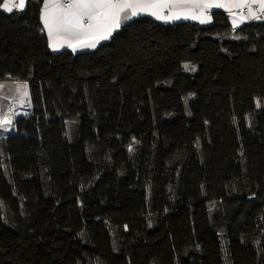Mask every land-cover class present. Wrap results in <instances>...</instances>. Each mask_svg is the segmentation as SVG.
<instances>
[{
    "label": "trees",
    "instance_id": "16d2710c",
    "mask_svg": "<svg viewBox=\"0 0 264 264\" xmlns=\"http://www.w3.org/2000/svg\"><path fill=\"white\" fill-rule=\"evenodd\" d=\"M212 15L72 54L37 0L0 10V84L32 96L0 130V264H264V21Z\"/></svg>",
    "mask_w": 264,
    "mask_h": 264
},
{
    "label": "snow or ice",
    "instance_id": "6c2138e0",
    "mask_svg": "<svg viewBox=\"0 0 264 264\" xmlns=\"http://www.w3.org/2000/svg\"><path fill=\"white\" fill-rule=\"evenodd\" d=\"M28 3L29 0H2L0 10L9 14L21 13L28 7ZM37 7L41 25L39 31L46 34L47 47L53 52L70 49L72 54L96 49L102 41L113 39L114 33L127 27V22L141 15H148L165 23L185 19L206 25L213 21V9H223L233 30L246 23L264 21V0H37ZM232 38L241 39L239 35ZM185 68L196 70L194 65H185ZM8 75L10 78V74ZM4 87L0 84V92L4 91ZM8 92L11 94L2 99L10 100L11 103L6 109L0 103V129L4 131H11L16 127L15 118L19 114L16 108L32 107L28 80L17 79ZM261 106L257 99L256 107ZM191 114L188 111V115ZM139 143L132 137L129 151H134L133 145ZM0 155L3 153L0 152ZM3 206L4 202L0 201V207ZM124 227L127 229V225ZM148 227H152L151 220ZM85 235L83 231L80 233L81 238Z\"/></svg>",
    "mask_w": 264,
    "mask_h": 264
},
{
    "label": "crops",
    "instance_id": "0c3cea01",
    "mask_svg": "<svg viewBox=\"0 0 264 264\" xmlns=\"http://www.w3.org/2000/svg\"><path fill=\"white\" fill-rule=\"evenodd\" d=\"M214 10H222V11H224L223 9H213L212 10V12L214 11ZM225 12V11H224ZM141 16H148V15H141ZM149 17H151V16H149ZM136 18V17H135ZM152 18H154V17H152ZM134 19V18H133ZM155 19V18H154ZM156 20V19H155ZM158 21V20H157ZM181 21H191V22H195V23H198L199 24V22L198 21H192V20H185V19H180V20H178V21H174V22H169V23H165V22H163V21H159V22H161V23H164V24H171V23H175V22H181ZM201 25V24H200ZM206 25H209V24H206ZM242 26V25H241ZM103 42H105V41H102L101 43H103ZM62 50H69V51H71L70 49H61L60 51H62ZM93 50H95V49H87V50H83V52L84 51H93ZM59 51V52H60Z\"/></svg>",
    "mask_w": 264,
    "mask_h": 264
},
{
    "label": "rangeland",
    "instance_id": "374dc122",
    "mask_svg": "<svg viewBox=\"0 0 264 264\" xmlns=\"http://www.w3.org/2000/svg\"><path fill=\"white\" fill-rule=\"evenodd\" d=\"M6 95V93H5V88H4V91L3 92H0V103H3V105H4V107H6L7 108V105L9 104H7L6 103V100H4V99H2V97L3 96H5ZM5 108V109H6ZM19 108V107H18ZM24 108V107H23ZM29 115H30V112H27V115H26V120H25V122L27 121V119H28V117H29ZM25 122H23L24 124H25ZM24 124H22V127H20V129H19V132L18 133H23V129H24ZM2 130V129H1Z\"/></svg>",
    "mask_w": 264,
    "mask_h": 264
},
{
    "label": "built area",
    "instance_id": "2783aa9c",
    "mask_svg": "<svg viewBox=\"0 0 264 264\" xmlns=\"http://www.w3.org/2000/svg\"><path fill=\"white\" fill-rule=\"evenodd\" d=\"M8 103H11V101L10 100H6ZM30 109H31V107H24V111L25 112H30ZM1 130V129H0ZM3 130V129H2ZM7 132H9V133H11V132H14L13 130H11V131H7ZM17 133V132H16Z\"/></svg>",
    "mask_w": 264,
    "mask_h": 264
},
{
    "label": "bare ground",
    "instance_id": "6f19581e",
    "mask_svg": "<svg viewBox=\"0 0 264 264\" xmlns=\"http://www.w3.org/2000/svg\"><path fill=\"white\" fill-rule=\"evenodd\" d=\"M16 111H24V108L23 107H20V108H16ZM25 112V111H24ZM15 123H16V118H15ZM14 132H17V128L15 127L14 129H12Z\"/></svg>",
    "mask_w": 264,
    "mask_h": 264
},
{
    "label": "water",
    "instance_id": "95a60500",
    "mask_svg": "<svg viewBox=\"0 0 264 264\" xmlns=\"http://www.w3.org/2000/svg\"><path fill=\"white\" fill-rule=\"evenodd\" d=\"M32 112V107H31V109H30V113ZM11 134H13V135H17L18 133H16V132H11Z\"/></svg>",
    "mask_w": 264,
    "mask_h": 264
}]
</instances>
